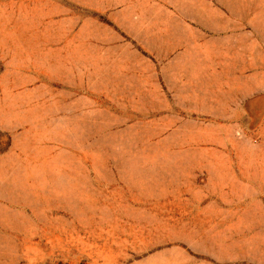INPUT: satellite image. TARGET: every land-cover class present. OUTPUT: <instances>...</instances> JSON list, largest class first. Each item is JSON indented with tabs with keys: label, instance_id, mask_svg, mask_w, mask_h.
<instances>
[{
	"label": "rangeland",
	"instance_id": "rangeland-1",
	"mask_svg": "<svg viewBox=\"0 0 264 264\" xmlns=\"http://www.w3.org/2000/svg\"><path fill=\"white\" fill-rule=\"evenodd\" d=\"M0 264H264V0H0Z\"/></svg>",
	"mask_w": 264,
	"mask_h": 264
}]
</instances>
